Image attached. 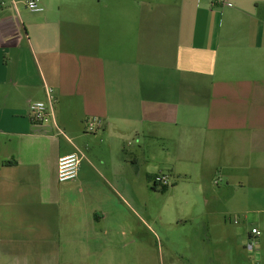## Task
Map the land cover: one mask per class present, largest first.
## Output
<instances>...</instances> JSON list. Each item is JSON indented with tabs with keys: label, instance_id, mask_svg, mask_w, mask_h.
Masks as SVG:
<instances>
[{
	"label": "crops",
	"instance_id": "obj_1",
	"mask_svg": "<svg viewBox=\"0 0 264 264\" xmlns=\"http://www.w3.org/2000/svg\"><path fill=\"white\" fill-rule=\"evenodd\" d=\"M27 1L0 0V230L45 240L0 237V264H136L106 242H139L157 174L185 183L182 209L264 211V0ZM225 243L198 242L204 264Z\"/></svg>",
	"mask_w": 264,
	"mask_h": 264
},
{
	"label": "rangeland",
	"instance_id": "obj_2",
	"mask_svg": "<svg viewBox=\"0 0 264 264\" xmlns=\"http://www.w3.org/2000/svg\"><path fill=\"white\" fill-rule=\"evenodd\" d=\"M170 181L168 189L159 193L153 191L139 199L140 216L139 242H129L121 235L118 242H106L110 247L123 249V255H129V246L134 248V256L138 255L136 264H204L198 242H226L216 247L220 252L213 255L214 264H264V211L257 209L249 212L232 210L228 215H203L197 206L182 209V197L187 192L185 183L176 186L175 179ZM190 194L197 195L193 187ZM173 204L167 210L165 205ZM239 222H235V218ZM208 225V227H207ZM253 227L261 231L256 239L258 250L250 252L240 244L249 242V233ZM241 229L243 230L242 232ZM63 233V232H61ZM0 237L15 242H40L44 237L37 232L19 230H0ZM211 238V241H209ZM206 239V241H205ZM213 239V240H212Z\"/></svg>",
	"mask_w": 264,
	"mask_h": 264
},
{
	"label": "built area",
	"instance_id": "obj_3",
	"mask_svg": "<svg viewBox=\"0 0 264 264\" xmlns=\"http://www.w3.org/2000/svg\"><path fill=\"white\" fill-rule=\"evenodd\" d=\"M217 4H227L228 0H215ZM28 8L32 11H41L43 7L39 4V0H28ZM48 100L33 101L29 105V111L34 123L42 124L47 122L54 114V90L53 88H47ZM54 117V116H53ZM101 123V119L98 117H92L88 120L87 130L95 132L98 129V124ZM82 162V155L80 152L75 151L70 154L59 157L58 161V179L60 182L74 180L79 173L80 165ZM152 183L162 187L169 186L170 181L167 175L157 174L153 177ZM235 222H239V218H235ZM261 235V231L257 227H253L249 233L250 240L246 243V249L255 253L258 250V243L256 239ZM259 264V262H256Z\"/></svg>",
	"mask_w": 264,
	"mask_h": 264
},
{
	"label": "trees",
	"instance_id": "obj_4",
	"mask_svg": "<svg viewBox=\"0 0 264 264\" xmlns=\"http://www.w3.org/2000/svg\"><path fill=\"white\" fill-rule=\"evenodd\" d=\"M168 187H169V186H165V187L162 188V190H165V189L168 188Z\"/></svg>",
	"mask_w": 264,
	"mask_h": 264
}]
</instances>
